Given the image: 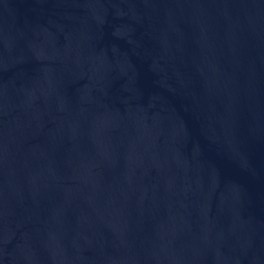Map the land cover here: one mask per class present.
Masks as SVG:
<instances>
[{"label": "water", "instance_id": "water-1", "mask_svg": "<svg viewBox=\"0 0 264 264\" xmlns=\"http://www.w3.org/2000/svg\"><path fill=\"white\" fill-rule=\"evenodd\" d=\"M0 264H264V0H0Z\"/></svg>", "mask_w": 264, "mask_h": 264}]
</instances>
